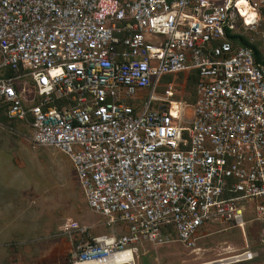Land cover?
Returning <instances> with one entry per match:
<instances>
[{
    "label": "built area",
    "instance_id": "obj_1",
    "mask_svg": "<svg viewBox=\"0 0 264 264\" xmlns=\"http://www.w3.org/2000/svg\"><path fill=\"white\" fill-rule=\"evenodd\" d=\"M262 20L264 0H0V112L32 149L69 156L110 228L66 229L87 236L70 264H135L171 231L195 250L249 210L264 232V63L232 38L264 50ZM191 72L188 102L172 78ZM226 254L201 263L256 256Z\"/></svg>",
    "mask_w": 264,
    "mask_h": 264
},
{
    "label": "rangeland",
    "instance_id": "obj_2",
    "mask_svg": "<svg viewBox=\"0 0 264 264\" xmlns=\"http://www.w3.org/2000/svg\"><path fill=\"white\" fill-rule=\"evenodd\" d=\"M260 23L263 28L264 21ZM192 90V85L185 88L188 102ZM24 95L32 97L30 86ZM7 126L15 130L9 131ZM26 131L24 125L1 113L0 264H70L74 244L87 236L75 232L70 237L64 233L66 229L88 225V233L95 235L110 228L86 204L69 156L53 146L32 149L20 135ZM245 220L244 229L217 231L209 226L198 235V250L184 247L172 231L157 243L143 239L134 254L135 264H197L227 255V251H240V246H249L256 256L231 264H264L262 225L251 210Z\"/></svg>",
    "mask_w": 264,
    "mask_h": 264
},
{
    "label": "trees",
    "instance_id": "obj_3",
    "mask_svg": "<svg viewBox=\"0 0 264 264\" xmlns=\"http://www.w3.org/2000/svg\"><path fill=\"white\" fill-rule=\"evenodd\" d=\"M240 25V23H239ZM235 41H237L239 44H244V45H250L252 48H253V52H254V56H255V60L257 62H262L264 63V50H263V47H262V44L260 41H258L260 43V45H258L257 43H249L248 42V36H238V39L235 38V35H233V37ZM174 81L176 83L177 80H182L180 82H182V85L183 86H180V84L178 83V88L181 90L182 94H181V97L185 99L184 97V93H185V88L187 85H192L193 87V90L190 94V98L189 100L191 102L194 101L195 99V83H196V79H197V76H196V73L195 72H191V73H184V74H178L177 76H173ZM163 80H171V76H164L163 77ZM0 115H1V112H0ZM6 118V117H5Z\"/></svg>",
    "mask_w": 264,
    "mask_h": 264
},
{
    "label": "crops",
    "instance_id": "obj_4",
    "mask_svg": "<svg viewBox=\"0 0 264 264\" xmlns=\"http://www.w3.org/2000/svg\"><path fill=\"white\" fill-rule=\"evenodd\" d=\"M211 226H214L215 229H217V231H226L228 229H238V227H230L228 224L226 223H223V222H215V223H210L209 225H207L204 229H203V232L206 230V229H209ZM209 227V228H208ZM227 249V248H226ZM240 249H243L242 246H240Z\"/></svg>",
    "mask_w": 264,
    "mask_h": 264
},
{
    "label": "bare ground",
    "instance_id": "obj_5",
    "mask_svg": "<svg viewBox=\"0 0 264 264\" xmlns=\"http://www.w3.org/2000/svg\"><path fill=\"white\" fill-rule=\"evenodd\" d=\"M195 250H198V248L197 249H195ZM221 260H223V259H221ZM213 261H211V262H205V263H200V264H208V263H212Z\"/></svg>",
    "mask_w": 264,
    "mask_h": 264
}]
</instances>
